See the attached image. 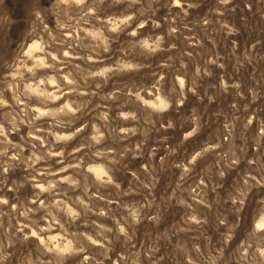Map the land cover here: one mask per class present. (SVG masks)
<instances>
[{"label": "rangeland", "instance_id": "1", "mask_svg": "<svg viewBox=\"0 0 264 264\" xmlns=\"http://www.w3.org/2000/svg\"><path fill=\"white\" fill-rule=\"evenodd\" d=\"M0 101V264H251L264 243V0H0Z\"/></svg>", "mask_w": 264, "mask_h": 264}, {"label": "clouds", "instance_id": "2", "mask_svg": "<svg viewBox=\"0 0 264 264\" xmlns=\"http://www.w3.org/2000/svg\"><path fill=\"white\" fill-rule=\"evenodd\" d=\"M137 0H132V3H136ZM39 12H36V16L37 18H39ZM131 17H129L130 19ZM132 35L134 36L135 33H132ZM141 48H147V41H141L140 42V45H139ZM107 50V49H105ZM152 51H155V49L153 48ZM99 73H93L92 75H98ZM28 89H31V86H27ZM40 96H43L45 97L47 100H56V99H59L58 96H54L52 94H49V93H44V92H41L39 93ZM156 99H159V97L157 96ZM4 102L3 101H0V104H3ZM41 104L43 106V101H41ZM165 108L168 107V105H165L164 106ZM81 108V105L77 104L76 108H73L71 104L69 103H64L63 105H60L59 107L57 108H54V109H48L47 111H41L40 108H37V109H34L33 111H35L36 113H38V115H35V116H32L28 123H29V131L27 133V135L29 137H32L34 135L38 137V133L41 131L40 128L38 127H33L34 123L36 120L40 119L42 116H51L53 117V119L55 120V122L57 124H60L61 126H63L62 122L60 120L57 119V117H60V116H68L69 114L71 115H75V112L76 111H79ZM18 115H23V113H20ZM106 119V117H104ZM10 123H12L13 125V128L15 129L16 128V117L13 116L12 117V120L10 121ZM93 127V135L90 137L91 141L94 142V143H99V139H98V133H99V129L96 128L95 125L92 126ZM77 132L81 131V129H77L76 130ZM52 135L55 136V139L57 141H62V140H69L72 138V136H74L76 134V132H73L71 135H58L56 133H51ZM0 135H4V129H3V126L0 125ZM4 143H7V141L5 140ZM34 147V151H33V155L31 157V160H32V164L34 165L35 163L39 162L40 159H43L45 158V156H51V155H55L57 153H52L51 151L41 155V156H37L36 155V152H35V146ZM205 152L209 151V149H204ZM197 156L201 155V153H197L196 154ZM236 159H233L232 163H236ZM31 166V165H30ZM179 167H183V165H178ZM76 167H79V165H77ZM87 171L88 172H91L92 169L91 168H87ZM219 175L222 177L224 175V172L221 171L219 173ZM254 178V177H253ZM73 183H77V182H73ZM37 187H43L42 185L38 184L36 185ZM48 186H49V189L51 188H54L55 187V183H53L52 181H48ZM241 195H243V193H241ZM58 206V205H57ZM154 218V217H153ZM137 215L135 212H130V221H131V224L134 225L135 223H137ZM121 231H123L121 229ZM88 239L90 240L91 237H88ZM262 240H264V237L261 238ZM93 243H95V241H93ZM249 250H251V255H249ZM49 251H54V249H49ZM242 255V259L246 262H251V264H264V243H261V244H256V246L254 247L253 244H249L248 247L246 249H244L241 253ZM0 259H4V257L2 255H0Z\"/></svg>", "mask_w": 264, "mask_h": 264}, {"label": "bare ground", "instance_id": "3", "mask_svg": "<svg viewBox=\"0 0 264 264\" xmlns=\"http://www.w3.org/2000/svg\"><path fill=\"white\" fill-rule=\"evenodd\" d=\"M35 45V44H34ZM35 47V49L37 48V46H34ZM35 49H33V50H35ZM32 51V50H31ZM158 101H155V102H150L153 106H155L156 108L157 107H164L165 105H168V103L167 102H165V101H163V100H159V99H157ZM147 102H149V101H147ZM93 174L96 176V177H101L103 174H104V171H103V169H102V167L101 168H94L93 169ZM99 179V178H98ZM264 223V222H263ZM260 227L261 226H264V224H262L261 223V225H259ZM259 228V227H258ZM260 229V228H259Z\"/></svg>", "mask_w": 264, "mask_h": 264}]
</instances>
